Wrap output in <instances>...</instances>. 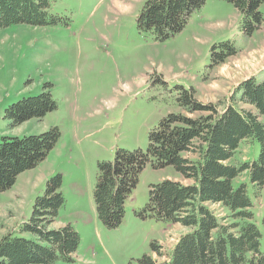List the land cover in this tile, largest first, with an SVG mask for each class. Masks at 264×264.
Returning <instances> with one entry per match:
<instances>
[{"label": "rangeland", "instance_id": "rangeland-1", "mask_svg": "<svg viewBox=\"0 0 264 264\" xmlns=\"http://www.w3.org/2000/svg\"><path fill=\"white\" fill-rule=\"evenodd\" d=\"M145 1L50 0V13L67 24L0 29V139L35 135L52 126L60 132L45 159L0 192V239L30 217L35 197L58 174L64 203L52 228L69 224L79 243L72 261L53 264H136L141 255L151 253V242L159 243L165 254L187 231L135 213L148 201L149 185L163 179L188 182L172 166L155 169L149 164L125 199L120 224L105 227L93 200L97 164L112 160L118 148L146 150L150 130L167 113L181 111L172 94L175 85L193 87L198 100L221 102L222 109L236 83L256 72V80L262 81L264 2L259 6L263 21L251 35L240 30V14L230 2L204 0L182 30L156 40L136 26ZM228 39L236 55L209 69L211 45ZM45 83L51 84L56 108L41 119L9 127L5 108L39 94ZM258 149L256 141H243L231 162L251 161ZM238 180L252 201L264 252V188H253L244 173ZM212 209L220 217L227 214L217 204Z\"/></svg>", "mask_w": 264, "mask_h": 264}, {"label": "trees", "instance_id": "trees-1", "mask_svg": "<svg viewBox=\"0 0 264 264\" xmlns=\"http://www.w3.org/2000/svg\"><path fill=\"white\" fill-rule=\"evenodd\" d=\"M240 14V30L251 35L259 29L264 0H226ZM204 0H146L137 17L140 32H150L164 40L183 29L190 14ZM50 0H0V29L17 24L34 26L65 23L52 15ZM232 40L210 47L209 69L236 55ZM156 80L161 81L160 77ZM45 83L39 94L23 97L4 110L9 127L30 119H41L56 108ZM228 100L204 103L193 87L175 85L172 94L181 108L169 112L148 133V145L141 149H116L113 159L97 164L93 200L99 220L107 228L120 224L124 202L135 187L138 175L149 164L157 169L172 166L183 183L163 179L149 185L148 201L135 212L187 229L173 247L163 253L151 242V253L136 264H264L260 232L253 222L252 201L246 185L238 177L245 174L253 188H264V79L250 76L239 82ZM60 137L52 126L35 135L2 136L0 139V192L10 188L16 177L45 159ZM243 141H256L257 157L231 162ZM62 178L46 182L43 195L35 197L30 217L17 231L0 239V264H53L72 261L79 243L78 233L69 224L52 228L64 198L59 191ZM219 205L227 214L220 217L212 209ZM264 210V207H263ZM261 222L264 224V211ZM156 253L160 259L154 258Z\"/></svg>", "mask_w": 264, "mask_h": 264}, {"label": "crops", "instance_id": "crops-1", "mask_svg": "<svg viewBox=\"0 0 264 264\" xmlns=\"http://www.w3.org/2000/svg\"><path fill=\"white\" fill-rule=\"evenodd\" d=\"M258 72H256V73H254L253 75L256 77V74H257ZM250 77V76H249ZM242 81V80H241ZM238 83H236L235 85H237Z\"/></svg>", "mask_w": 264, "mask_h": 264}]
</instances>
